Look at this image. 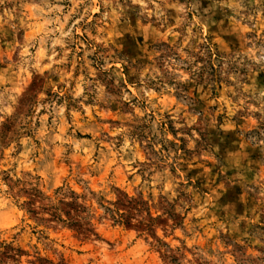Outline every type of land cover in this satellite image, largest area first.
I'll list each match as a JSON object with an SVG mask.
<instances>
[{
    "label": "rangeland",
    "instance_id": "1",
    "mask_svg": "<svg viewBox=\"0 0 264 264\" xmlns=\"http://www.w3.org/2000/svg\"><path fill=\"white\" fill-rule=\"evenodd\" d=\"M36 3L37 0H7L0 6V15L5 8L17 9L7 24L4 23L7 18L0 19V36L4 37L0 45V107L12 105L11 96L16 99L11 115L0 112L4 117L0 122V246L4 247V256L8 257L10 250L32 255L27 244L33 240V247L38 246L41 253L35 264H241L248 256H259L261 244L255 242V229H264V214L257 211L254 216L236 204L231 211L240 223L230 225L222 209L204 211L203 200L211 194L207 191V181L199 175L202 169L182 167L179 175L184 176L194 195L182 191L185 187L182 183L175 189L176 195L169 198V186L178 174L174 166L165 164L161 153H168L170 148L175 151L176 141L163 143L153 134L152 127L159 120L158 127L172 137L183 133L179 150L187 161L195 150L186 149L184 136H190L192 130L203 129L211 138L215 129L208 125L213 117L218 125L226 120L237 126L243 124L246 117L242 113L246 109L239 105V95L233 96V91L240 90L231 78H242L240 83L245 89L264 85V73L253 79L239 63L242 59L247 65L245 54L253 45L261 48L264 42L253 39L252 32H235L229 38H222L220 47L209 40L213 47L201 44L198 50L184 48L182 55L177 50L182 37L176 38L168 29L160 28L152 17L151 23L141 22L147 40L144 35L132 33L119 38L125 42L131 40L133 47L118 51L135 60V74L125 64L119 69L113 66L106 72L96 71V56L88 57L93 83L103 86L104 96L97 102L96 93L92 92L82 108L71 95L77 83L87 78L86 71L80 70L82 61L69 64L67 82L56 76L50 87L42 79L37 83L34 73L22 71L19 45L35 27L32 20ZM62 7L69 5L65 3ZM99 16L100 13H94L91 22L96 24ZM136 19L137 13H129L134 29ZM13 23L16 29L11 27ZM214 31L215 25L208 29L209 33ZM13 43L15 51L9 47ZM256 54L259 56L260 52ZM83 55L79 52L80 57ZM196 65L199 68L193 71ZM142 71L156 79L145 77V83L141 84ZM181 75L184 79H179ZM118 79L119 87H116ZM45 87L42 102L51 107L37 111L39 93ZM141 88L150 95L141 99L138 92ZM123 90L129 92L130 100L122 99ZM151 102L157 103L160 110L137 115L148 109ZM192 121L195 123L188 129ZM176 124L184 127L177 128ZM109 134L116 141V148L103 139ZM126 137L138 159L134 164L125 160L120 165L116 149L124 146ZM107 150L112 158H108ZM216 183H220L219 177ZM235 191L242 192L239 186ZM73 194L83 206L79 216L91 230L85 235L63 222H48L51 213L38 209L48 203L57 205L62 198L64 202H72ZM121 194L146 203L145 211L133 225L139 226L141 220L148 223L150 215L157 219L150 231L127 227L107 213ZM35 195L48 199L36 204L40 212L37 217L26 207V202ZM219 203L224 206L235 203L231 189L220 196ZM61 219L67 217L63 214ZM221 224L225 229L219 227ZM157 230L163 239L157 236ZM245 232L247 238L241 235ZM21 233L24 239L17 242Z\"/></svg>",
    "mask_w": 264,
    "mask_h": 264
},
{
    "label": "clouds",
    "instance_id": "2",
    "mask_svg": "<svg viewBox=\"0 0 264 264\" xmlns=\"http://www.w3.org/2000/svg\"><path fill=\"white\" fill-rule=\"evenodd\" d=\"M6 2L7 0H0V6ZM65 3L69 7H62ZM16 10V8L11 10L5 8L0 19L7 18L4 19V23L7 24L12 20V13ZM94 13H100L96 24L91 22ZM129 13H137L136 29L139 31L132 27ZM152 17L156 18L155 22L160 28L168 29L176 38L182 37L177 45V50L182 55H184V48L198 50V45L201 44L207 45L209 48L213 47V44L220 47L222 38H229L230 34L235 32H252L254 33L253 39L264 42V35H262L264 34V0H183V2L181 0H37L32 20L35 27L25 38L24 43L19 45L22 71L25 74L34 73L37 83L42 79L46 87H50L52 78L56 76H60L67 82V75L70 71L69 64L82 61L80 70L86 71L87 78L77 83V88L71 93L72 99L83 108L84 101L88 100L92 92H95L94 98L100 102L104 96V88L98 82L93 83L94 73L88 57L96 56L98 64L96 71L106 72L113 66L119 69L121 64H125L135 74V60L118 51L119 48L133 47L131 40L125 42L119 38L124 33H132L133 35H144L147 40L148 36L141 22L148 20L151 23ZM170 21L175 23L170 24ZM214 25L215 31L209 33L208 29ZM248 25H251V28ZM11 27L16 29L17 25L13 23ZM93 32L96 34L93 35ZM3 40L4 37L0 36V45ZM209 40H212L213 44H209ZM9 47L13 51L16 50L15 43ZM98 49L99 52H97ZM221 50L223 51L222 47ZM81 51L84 53L83 57L79 56ZM257 52H260L259 56H257ZM201 55L204 53L202 52ZM245 55L249 63L245 65L242 59L239 60V63L246 67L247 74L251 78L254 79L258 73H264V45L261 48H255L253 45ZM185 58L192 59L187 56ZM100 61L103 62L102 66L99 65ZM165 66L167 67V65ZM198 68L199 65H196L193 71ZM145 77L151 80L156 79V76L149 77L147 72L142 71L139 77L141 84L145 83ZM179 79H184V77L181 75ZM231 79L235 81V87L240 90L239 93L233 91V96L239 95L238 103L246 109V112L242 113L246 117L245 122L237 126L235 122L226 120L218 125L213 117L212 123L208 125L215 129L211 138L203 129L192 130L190 136H184L187 142L186 149L195 150L187 161L179 150V138L183 133H177L176 137H172L158 127L159 120L155 121L152 127L153 134L158 139H162L163 143L168 144L170 141H176L175 151L170 148L168 153H161L165 156V164L174 166L178 174L177 178H172V183L169 186L171 191L169 198L176 195L175 189L182 183L185 187L181 190L194 195L192 187L187 186L184 176L179 175L182 167L186 165L187 169L193 167L202 169L199 175L207 181V191L211 195L205 197L201 207L204 211L222 209L224 217L230 225L240 223V219H237L231 211L236 204L242 205L241 210L247 208L254 216L257 211L264 214V85L245 89L240 83L242 78L232 77ZM81 85L83 86L81 87ZM115 86L119 87V79ZM46 87L39 93L37 111L43 107H51V105L42 102ZM86 90L87 95L85 94ZM12 91L19 94L16 89ZM138 92L141 99L150 95V92L143 88ZM80 97L82 99H79ZM10 99L12 105L0 107V112H4L5 115H11L13 106L16 104L15 96H11ZM122 99L126 101L131 99L128 91L123 90ZM159 110V105L151 102L148 109L137 115ZM3 119L4 117L0 116V122H3ZM192 123L195 121L187 125L188 129L191 128ZM176 127L184 126L176 124ZM252 129L255 131L253 132ZM162 131L164 132L163 136H161ZM103 139L116 148V141L110 138V134ZM116 155L120 165H123L125 160L129 164H134L138 159L135 151L129 148L127 137L124 146L116 149ZM107 156L112 158L110 150H107ZM217 177L220 178L219 184L216 183ZM165 179L167 180L168 177ZM193 185H195V181H193ZM237 186L242 192L235 191ZM229 189L232 190V199L235 203L229 206L221 205L219 203L220 196ZM198 191L200 190L198 189ZM177 210L179 211V209ZM60 215L62 216L63 213L61 212ZM138 219H143V217ZM219 227L225 229L223 224ZM15 231H19V229H15ZM255 233V242L261 244L260 255L248 256L241 261V264H264V243H262L264 242V229L256 228ZM156 234L163 239L159 230ZM89 235L91 237V234ZM241 235L244 238L248 237L246 232ZM23 239L24 233H21L17 242ZM48 243L52 244L53 242L48 241ZM150 243L155 245V241H150ZM248 243L251 244L252 240H248ZM34 244V240L27 244V249L31 251L32 255H21L16 250H10L8 257H12L11 259L4 256V247L0 246V264H35L36 257L41 253L38 246L33 247ZM20 246L24 247L23 244ZM15 247L16 243L13 245L14 249Z\"/></svg>",
    "mask_w": 264,
    "mask_h": 264
},
{
    "label": "trees",
    "instance_id": "3",
    "mask_svg": "<svg viewBox=\"0 0 264 264\" xmlns=\"http://www.w3.org/2000/svg\"><path fill=\"white\" fill-rule=\"evenodd\" d=\"M73 201L72 202H64L60 200L57 205H52L51 203L44 204L45 206L39 207L38 209L42 210V213H51V221L63 222L68 224L73 229H76L79 234H87L91 232L90 229L87 228V224H85L79 216V213L83 209L78 203L79 197L73 194ZM47 198H43L42 196H33L30 198L29 202H26V207L28 212L33 215H39L40 212L36 210L37 203H43ZM113 209H108L107 213L112 215L113 219H117L120 224H123L127 227H138L141 228L143 231H150L153 223L157 221L152 216L148 215V223H145L144 220L138 222L139 226L133 225V221L137 220V217L140 216L143 211H145L146 203L129 198L125 194H121L119 199L112 204ZM63 213L67 219L62 220L60 213ZM37 217V216H36ZM44 221V220H41ZM138 221V220H137Z\"/></svg>",
    "mask_w": 264,
    "mask_h": 264
}]
</instances>
